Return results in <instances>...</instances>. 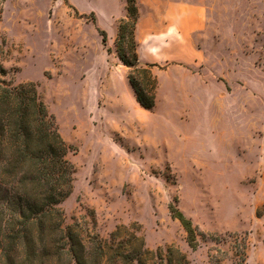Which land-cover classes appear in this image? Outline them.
Masks as SVG:
<instances>
[{"label": "rangeland", "instance_id": "rangeland-1", "mask_svg": "<svg viewBox=\"0 0 264 264\" xmlns=\"http://www.w3.org/2000/svg\"><path fill=\"white\" fill-rule=\"evenodd\" d=\"M185 1L207 12L190 59L158 45L138 57L155 64L152 110L116 53L125 0H0L3 78L35 84L70 146L65 224L93 218L103 237L130 226L147 248L177 247L189 264H236L245 238L243 264H264V0ZM170 204L198 231L195 249Z\"/></svg>", "mask_w": 264, "mask_h": 264}, {"label": "trees", "instance_id": "trees-1", "mask_svg": "<svg viewBox=\"0 0 264 264\" xmlns=\"http://www.w3.org/2000/svg\"><path fill=\"white\" fill-rule=\"evenodd\" d=\"M125 2L126 15L117 26L116 53L128 69L126 78L136 102L152 110L157 78L150 67L155 64L139 62L138 8L136 0ZM97 31L105 46L106 32ZM3 53L0 45V264H189L177 247L168 246L164 253L147 248L130 226L118 225L103 237L93 218L91 224L85 218L65 224L60 204L72 191L75 173L67 159L70 146L35 84L13 85L3 78L7 74L1 63ZM169 212L195 249L199 233L191 220L174 204L169 205ZM241 241L243 250L236 253V264L245 261V238Z\"/></svg>", "mask_w": 264, "mask_h": 264}, {"label": "crops", "instance_id": "crops-1", "mask_svg": "<svg viewBox=\"0 0 264 264\" xmlns=\"http://www.w3.org/2000/svg\"><path fill=\"white\" fill-rule=\"evenodd\" d=\"M148 1L141 0L139 2L137 0L136 3L138 19L135 34L139 39L138 57L142 58V54L149 55L151 48L158 45L162 51L173 52L177 61H188L190 59L188 48L191 32L206 27L207 12L202 8L191 9L185 0H179L175 4L161 0L155 9L148 6ZM143 4L147 8V13L140 10V6ZM191 11L194 15L192 21ZM121 18L123 17H118L116 21L118 22ZM197 57H199V50L192 55V59Z\"/></svg>", "mask_w": 264, "mask_h": 264}]
</instances>
